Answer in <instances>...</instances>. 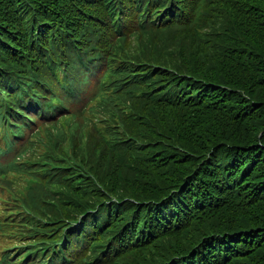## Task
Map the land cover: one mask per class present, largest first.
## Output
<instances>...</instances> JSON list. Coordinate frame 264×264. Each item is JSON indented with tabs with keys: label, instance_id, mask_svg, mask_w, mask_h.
<instances>
[{
	"label": "trees",
	"instance_id": "obj_1",
	"mask_svg": "<svg viewBox=\"0 0 264 264\" xmlns=\"http://www.w3.org/2000/svg\"><path fill=\"white\" fill-rule=\"evenodd\" d=\"M234 18L246 41L226 31ZM84 124L119 152L92 131L79 164L111 193L58 158ZM34 135L56 185L26 174ZM147 249L264 264V0H0V264Z\"/></svg>",
	"mask_w": 264,
	"mask_h": 264
}]
</instances>
